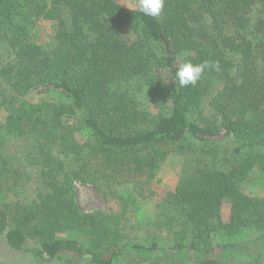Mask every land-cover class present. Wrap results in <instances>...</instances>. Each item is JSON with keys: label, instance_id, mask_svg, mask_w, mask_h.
I'll return each instance as SVG.
<instances>
[{"label": "trees", "instance_id": "trees-1", "mask_svg": "<svg viewBox=\"0 0 264 264\" xmlns=\"http://www.w3.org/2000/svg\"><path fill=\"white\" fill-rule=\"evenodd\" d=\"M256 4L264 11V0H165L153 18L117 0H0V50L13 54L0 68V148L3 135L31 142L50 189L36 207L10 206L0 184L7 246L48 264H263L264 203L244 190L254 169L264 171V18L249 16ZM43 20L57 23L44 46L31 41ZM127 26L132 43L122 34ZM233 54L242 59L240 80ZM186 61L210 66L180 88L175 73ZM154 70L169 74L165 114L139 108L140 94L155 88ZM31 91L44 100H26ZM223 144L229 150L207 155L216 167L198 164L173 194L164 222L169 243L126 241L120 223L84 215L76 204L75 182L103 191L99 172L152 174L169 148ZM94 162L103 168L91 172ZM127 203L138 204L133 194ZM72 232L88 240L64 236ZM227 253L234 256L223 259Z\"/></svg>", "mask_w": 264, "mask_h": 264}, {"label": "rangeland", "instance_id": "rangeland-1", "mask_svg": "<svg viewBox=\"0 0 264 264\" xmlns=\"http://www.w3.org/2000/svg\"><path fill=\"white\" fill-rule=\"evenodd\" d=\"M123 7L127 8L128 0H117ZM127 9H137L134 6ZM252 22H257L264 18V11L260 4L253 6L250 12ZM67 25L71 26V19L68 13L64 14ZM57 23L43 20L38 28L33 32L31 41L42 46L51 42L56 33ZM124 38L132 43L137 37L131 27H124L122 30ZM233 62V77L236 80L241 79V57L237 54L230 55ZM13 59V54L6 49L0 50V68ZM153 81L156 84L152 90H145L139 96L140 109L150 112L153 115L165 114L169 110L166 108L168 102L167 87L169 74L164 70H154ZM34 103H41L44 98L37 92L31 91L25 98ZM6 117V111L0 108V122ZM77 139L80 144L87 141V134H78ZM3 145L0 148L2 158L8 162L7 165H0V184L8 192L6 203L10 206L19 205L22 207H36L44 197L48 196L50 189L45 181L44 171L45 163L33 155H30L31 142L2 136ZM228 146L231 147L230 143ZM226 145L217 148H199L193 151V148L186 146L185 150L180 151L176 147L169 148L168 156L165 162L159 165L156 172L143 175H134L133 173L122 170L120 174L113 171L102 172L98 176L103 191L93 184L75 182V200L80 212L84 215H93L100 220L104 215L110 220L120 223L119 230L124 234L126 241H136L145 243L152 238H156L160 243H169L171 238L170 228L164 227V222L169 219V209L167 208L173 194L180 186L184 178L198 164L206 163L208 167L214 162L210 161L213 150H229ZM198 149V148H197ZM214 160V159H213ZM215 161V160H214ZM218 164V162H216ZM215 164V163H214ZM220 165V163H219ZM218 168L220 169V167ZM90 167L91 172L101 170L103 165L100 162H94ZM94 169V170H93ZM3 178L4 180H1ZM108 178L109 181L105 182ZM245 194L255 200L264 203V171L254 169L251 173V182L245 186ZM17 191V192H15ZM133 194L138 204L127 203L129 195ZM222 218L225 224L231 221V200L224 201L222 207ZM119 220V222L117 221ZM163 228V229H162ZM79 236L82 241H87L88 237L77 233H67L64 236ZM234 256V253H227L222 256L228 259ZM240 262H247V258L239 257ZM48 259H44L20 251H15L4 242L3 235L0 234V264H48ZM52 264H61L56 261ZM125 264V263H122ZM164 264V263H163ZM264 264V259H263Z\"/></svg>", "mask_w": 264, "mask_h": 264}, {"label": "clouds", "instance_id": "clouds-1", "mask_svg": "<svg viewBox=\"0 0 264 264\" xmlns=\"http://www.w3.org/2000/svg\"><path fill=\"white\" fill-rule=\"evenodd\" d=\"M128 7H135L144 16L158 17L165 6V0H128ZM207 61L200 64H193L186 61L179 65L175 73V83L178 87L184 88L189 85H195L200 79L205 68L209 67Z\"/></svg>", "mask_w": 264, "mask_h": 264}]
</instances>
